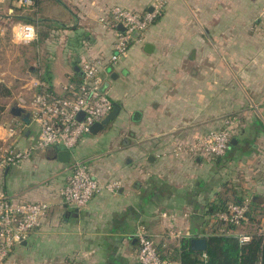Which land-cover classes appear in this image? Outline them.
Listing matches in <instances>:
<instances>
[{"label":"crops","instance_id":"0c3cea01","mask_svg":"<svg viewBox=\"0 0 264 264\" xmlns=\"http://www.w3.org/2000/svg\"><path fill=\"white\" fill-rule=\"evenodd\" d=\"M154 1L39 0L29 13L16 0H0V19H29L38 29V39L23 45L33 54H13L19 97L28 104L37 81L66 96V87L83 79L82 61L113 52L115 31L102 21L111 18L110 8L144 14ZM6 77L0 82L10 89ZM105 77L120 112L86 135L69 162L50 148L0 170V191L50 206L43 226L5 264H139L140 225L168 257L178 248L170 229L187 232L190 241L204 238L216 225L209 209L234 194L250 200L264 227V0H171ZM11 108L0 119V145L23 149L38 128L24 124L10 139L9 124L20 121ZM235 115L241 128L225 157L173 154ZM77 161L87 162L101 183L117 182V191L101 192L82 209L64 204L59 193Z\"/></svg>","mask_w":264,"mask_h":264},{"label":"built area","instance_id":"2783aa9c","mask_svg":"<svg viewBox=\"0 0 264 264\" xmlns=\"http://www.w3.org/2000/svg\"><path fill=\"white\" fill-rule=\"evenodd\" d=\"M171 0H155L150 12L140 14L121 6L110 8V19H103V23L115 31L113 52L108 56H99L81 62L83 79L80 84L66 87L67 95L58 97L45 90L42 82H34L36 88H44L35 93L28 104L20 100L16 105L26 109L31 115V123L38 128V136L30 146L19 149L15 146H0V170L7 167H18L25 160L38 152L50 148L73 151L80 146L83 138L90 134L92 126L104 120L113 110L114 104L109 96V89L103 90L107 79L105 73L109 68L118 65L130 55L131 44L135 41L134 33L144 34L155 20L162 14ZM18 7L29 13L37 11L35 0H16ZM122 26L123 30H119ZM12 39L15 44L28 45L38 39V29L34 23L16 22L12 27ZM84 117L79 120L78 115ZM224 124L209 130L195 142L184 146H177L173 154L183 153L207 159L222 158L228 153L231 142L241 128L238 116H230ZM24 123L14 121L9 124L7 134L10 139L15 138L23 129ZM117 182L101 183L91 173L89 165L84 161L74 164L72 174L67 185L60 191L59 196L64 204L82 209L103 191L115 193ZM251 202L244 199L242 203L229 202L227 211L217 213L216 223L231 224L235 228L221 227L214 234L218 236L234 237L240 245H246L253 239L254 233L262 236L264 241V227L253 231L247 230L248 214ZM50 206L46 202L27 201L9 196L0 191V264H5L13 249L25 242L31 234L39 230L48 217ZM162 217H170L163 214ZM212 232L204 235L206 239ZM169 236L181 242L191 237L187 232L170 229ZM138 242L137 260L139 264H172L168 258H162L154 240L145 226L140 225L135 234ZM207 260V255L202 254ZM257 264H262L258 261Z\"/></svg>","mask_w":264,"mask_h":264},{"label":"trees","instance_id":"16d2710c","mask_svg":"<svg viewBox=\"0 0 264 264\" xmlns=\"http://www.w3.org/2000/svg\"><path fill=\"white\" fill-rule=\"evenodd\" d=\"M38 4L39 0H35ZM22 21L30 22L29 19L21 18ZM44 82V79H41ZM44 88L40 87L37 89V93L42 92ZM50 92L49 89H45ZM5 111L4 106H0V118ZM1 146V145H0ZM242 199L238 194L230 199H219V203L213 205L208 214L210 216H215L217 213L227 211V205L229 202L242 203ZM257 210L251 206L250 212L248 214L249 222L247 227L254 232V229L260 227V223L256 217ZM226 226L228 229L235 228L233 225H225L222 222L216 223L214 230L210 236L206 238L207 247L204 252H199L192 249L190 240H184L181 242V247L175 248L166 255H162V258L172 259L173 261H179L180 264H257L258 261H262L264 264V241L262 236L258 235L255 231L253 239L250 243L246 245H240L238 240L234 237L218 236L214 232L218 231L221 227ZM207 255V260L202 259V254Z\"/></svg>","mask_w":264,"mask_h":264},{"label":"rangeland","instance_id":"374dc122","mask_svg":"<svg viewBox=\"0 0 264 264\" xmlns=\"http://www.w3.org/2000/svg\"><path fill=\"white\" fill-rule=\"evenodd\" d=\"M15 23L16 21L13 20L8 22L0 19V29H2L0 31V78H2L3 74H6L7 77L5 81L6 83L8 82L9 86H12L9 89L5 83L0 82V106L4 107H12L20 100L27 103L26 98H23L22 96L19 97V88H17L15 82L12 81V77L16 76V74L18 75L19 71V64L17 63V60L13 59V54L17 56L29 55L33 54L35 51L33 47L27 48L22 44L14 45V47L8 44V31L9 29L12 31V27ZM27 75L28 73H26V76ZM24 96L26 97V95Z\"/></svg>","mask_w":264,"mask_h":264},{"label":"water","instance_id":"95a60500","mask_svg":"<svg viewBox=\"0 0 264 264\" xmlns=\"http://www.w3.org/2000/svg\"><path fill=\"white\" fill-rule=\"evenodd\" d=\"M119 30H123V27L120 26ZM138 36H140V32H135L134 37L137 38ZM150 48H151V45H147V50ZM82 78H83V73H82ZM107 89H108V86L107 84H105V86L103 87V90H107ZM119 112H120V106H118L117 104H114V108L112 112L104 120H102L99 123L94 124L90 130V133L95 134V133L102 131L107 124H109L111 121H113L118 116ZM10 113L13 117L19 119L24 124L29 125L31 123L30 113L26 109L22 108L21 106H18V105L12 106ZM83 117H84L83 113L78 115L79 120H81ZM231 143L232 144L235 143V140H232ZM57 155H58V160H60L61 162L70 161L71 153L68 150H62L58 148ZM190 244H191L192 249L199 251V252H204L207 247V240L205 238L196 237V238L191 239Z\"/></svg>","mask_w":264,"mask_h":264}]
</instances>
